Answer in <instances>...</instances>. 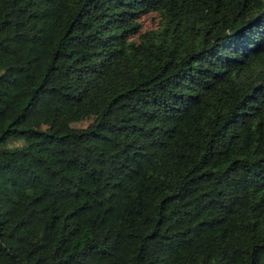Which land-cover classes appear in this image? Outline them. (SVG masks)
<instances>
[{"label":"trees","instance_id":"1","mask_svg":"<svg viewBox=\"0 0 264 264\" xmlns=\"http://www.w3.org/2000/svg\"><path fill=\"white\" fill-rule=\"evenodd\" d=\"M0 264H264V0H0Z\"/></svg>","mask_w":264,"mask_h":264},{"label":"rangeland","instance_id":"2","mask_svg":"<svg viewBox=\"0 0 264 264\" xmlns=\"http://www.w3.org/2000/svg\"><path fill=\"white\" fill-rule=\"evenodd\" d=\"M92 115L90 114H81L75 121L70 122L71 127H80L88 123L92 119ZM38 127L46 128L45 124H39Z\"/></svg>","mask_w":264,"mask_h":264}]
</instances>
